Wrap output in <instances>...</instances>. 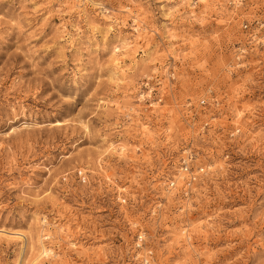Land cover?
I'll return each instance as SVG.
<instances>
[{
    "label": "rangeland",
    "instance_id": "rangeland-1",
    "mask_svg": "<svg viewBox=\"0 0 264 264\" xmlns=\"http://www.w3.org/2000/svg\"><path fill=\"white\" fill-rule=\"evenodd\" d=\"M44 220V264H264V0H0V229Z\"/></svg>",
    "mask_w": 264,
    "mask_h": 264
},
{
    "label": "bare ground",
    "instance_id": "bare-ground-1",
    "mask_svg": "<svg viewBox=\"0 0 264 264\" xmlns=\"http://www.w3.org/2000/svg\"><path fill=\"white\" fill-rule=\"evenodd\" d=\"M239 130L240 129L237 128V131ZM185 175V173L180 172L178 177H181L183 179ZM170 181H174L175 184L177 183V180L175 179ZM169 185L171 186L170 182ZM174 188V186H171V188L168 187V190L171 191ZM38 221L39 218L37 222ZM43 222L46 223L47 221H41L39 226H37L38 223H36V226L34 227V233H32L33 231L24 232L17 230L13 231L6 228L0 229V238L7 239V241H19L18 257L16 259V264H44L43 262L49 257H53L55 255L57 256L54 250L49 247L45 242V239H50V235H48L47 237L45 236L44 231H46L47 228H45V224H43Z\"/></svg>",
    "mask_w": 264,
    "mask_h": 264
},
{
    "label": "built area",
    "instance_id": "built-area-1",
    "mask_svg": "<svg viewBox=\"0 0 264 264\" xmlns=\"http://www.w3.org/2000/svg\"><path fill=\"white\" fill-rule=\"evenodd\" d=\"M213 93V92H212ZM211 93V94H212ZM213 103L216 105H220L222 102L216 98V95H213ZM206 102V100H203ZM206 126V125H205ZM197 152L193 148H185L182 152V155L180 157L178 167H177V175L180 174V172L185 173L186 175L184 177H187V181H185L184 185L181 187L182 190L185 192V194H191L192 191V185L196 182H201L205 178H201L203 175H205L208 170L210 169L209 164H198L197 163ZM174 179V178H170ZM171 186L177 187V183L175 184L174 181H170ZM168 186L171 188V186ZM145 241V232L139 231L137 234V238L135 239L134 242V248L137 250L135 251V254L132 256L133 259H137L140 261L141 264H150L152 262V259L154 257V253L152 249H147L146 253L144 255L140 256L138 253V250L143 246V243Z\"/></svg>",
    "mask_w": 264,
    "mask_h": 264
}]
</instances>
